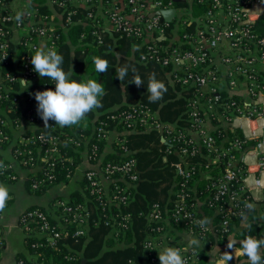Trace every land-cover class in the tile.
<instances>
[{"label":"built area","instance_id":"1","mask_svg":"<svg viewBox=\"0 0 264 264\" xmlns=\"http://www.w3.org/2000/svg\"><path fill=\"white\" fill-rule=\"evenodd\" d=\"M78 1L84 5L95 4L94 11L99 10V18L102 20L104 17V23L105 21L110 22L113 29L121 35L146 38V51L142 55V60H155L162 66L172 67L176 71L173 74L175 81L183 86L194 87L196 96L189 101V115L192 120L189 128L198 133L199 140L193 138L188 129L163 123L147 105L133 106L119 115V121H124L128 128L136 124L158 128L166 134V136L163 135L165 141L182 142L179 151L185 159L188 155H197L202 148L208 149L211 162L209 161L206 167L211 165L221 169L219 174L214 176L208 172L204 174L210 180L208 203L221 215L219 225L221 237L230 235L236 219L245 217L254 207H264V81L257 69V64L264 66V37H258L252 33V27L264 15V0ZM53 2L65 5V0H53ZM188 2L206 6L202 15L193 18L191 9L187 6ZM10 3L0 0V113L5 118L0 117V149L10 146L14 129L25 126V132L20 135L12 148L14 157L22 166L32 170L28 178L39 173H46L52 179L51 172L55 169L57 161L56 156L53 155L59 153V137L32 133L31 125L21 123H17L15 127L10 125L8 108L2 107L1 102L10 101L13 105H17L30 100L32 94L37 91L54 90L52 83L36 85L32 90H28L22 82L21 79H24L28 80V84L35 85V81L40 77L33 70L30 53L20 57L21 62L14 72L3 71L2 65L10 56L8 50L12 40L24 45L26 50L35 51L39 48V42L33 40V35L36 34L38 41L46 40L45 49L57 51V46L54 44L47 46V42L54 40L55 36L49 31L52 28L35 25L37 9L22 11L24 14L22 22L17 23L15 20L17 12L11 9ZM171 8H175L174 18L171 21H163L160 11ZM89 16H92V12ZM44 19L45 17L40 18V20ZM198 19L196 29L186 31V25L193 24ZM71 21L69 16L67 23ZM7 23L12 24L11 29L5 26ZM173 23L184 31L183 41L165 46L158 43V40L168 39L166 27ZM185 43L188 47L184 46ZM221 46L229 49V52L221 55L222 62L229 69L226 90L219 84L222 79L219 69H206L211 61L212 51L218 50ZM238 75L246 79L249 96L237 93L240 84L236 77ZM15 83L19 84L18 89L14 88ZM204 88H207L206 92L203 91ZM224 91H227V94H224ZM15 92L21 95V99L13 94ZM230 92H236L239 99L233 97ZM200 100H205L206 105L215 108L216 113H220L221 119L228 123V128L234 132L232 135L224 137L219 130V134L223 137L218 142L213 133L205 130ZM36 115L35 112L30 111L27 114L31 124L37 123ZM7 128H11V133L7 132ZM111 131L113 130L107 128L106 122H101L94 135L96 134L97 141L106 142ZM116 145L122 148L121 151L116 149L114 153L119 159H105L99 164V170L88 169L84 174L86 187H91L92 192L109 205L127 203L131 196L129 189L139 180L136 158L128 156L129 150L123 144L121 137L117 138ZM35 148L39 154L35 153ZM99 151V144H93L89 150L90 160L93 157L98 161ZM0 165H2L0 166V178L17 180L18 174L13 165L2 155ZM176 167L182 181L177 193L178 199L168 212L169 216L178 224H184L186 229L195 233L198 238L203 239L207 233L212 231V225L208 222L203 226L200 225L199 222L205 220L198 217L195 202L189 201L191 199L189 184L198 168L188 163L184 164V162L177 163ZM101 176L111 182L109 190L105 189ZM36 186L37 184H34L33 188ZM247 204H252L254 207L249 209L246 207ZM52 208L60 216L58 223L65 221L75 224L77 226L75 236L86 234L90 227L91 216L87 206L82 203H72L66 199H57L52 203ZM58 211L61 212L58 213ZM2 212L3 210L0 211V217ZM165 212L166 210L160 204L152 205L146 214L150 222H157L152 230L162 231L161 222L165 219ZM50 217H52L51 214ZM130 218V214H116L106 219V224L127 228L126 221ZM33 223H38L37 227L32 226ZM20 225L28 235L45 237L50 244H55L56 238L60 235L59 225L50 221L46 210L26 209L21 214ZM197 225L199 226L198 233L194 232ZM1 233L0 228V250L4 246ZM155 245L153 236L146 239V251L154 249ZM35 246L37 243L31 244L32 248ZM36 255L37 258L32 260L21 258L18 264H42L38 261L39 255ZM183 257L187 264H195L199 259L195 248L184 253ZM149 263L160 264L154 255H150Z\"/></svg>","mask_w":264,"mask_h":264},{"label":"trees","instance_id":"2","mask_svg":"<svg viewBox=\"0 0 264 264\" xmlns=\"http://www.w3.org/2000/svg\"><path fill=\"white\" fill-rule=\"evenodd\" d=\"M4 1L12 2V0ZM31 5L30 9H37L38 11L35 25L52 28L49 31L55 37L54 40L47 42V46L51 44L57 46V52L63 56L62 68L66 72L73 71L71 78L77 81L95 79L97 82L102 83L105 95L101 98V108L95 109L82 121L71 127H60L50 120V126L44 128V123L36 111L35 93L32 94L30 100L20 102L17 105H13L10 101L1 102V104L3 103L2 107L8 108V116L11 119L10 125L14 127L17 123L31 125L30 130L33 131L32 133H43L46 136L57 135L59 137V153L53 155L56 156L57 161L55 169L51 172L52 179L46 173L32 175L26 181L28 188L33 193L44 194L52 186L69 183L70 178L74 176L81 162V151L86 141H89L88 151L93 144H99L100 156L105 147V141H97L94 133L101 122H106V126L110 130L123 132L121 136L123 144L129 150L128 156L136 158L139 172V180L129 189L131 196L125 204H106L104 200L92 192L91 187H86L84 181L81 190H75L71 193L70 202L82 203L91 212L88 237L75 236L74 232L77 228L75 224L65 221L58 223L47 212L50 221L59 225L60 235L56 238L55 244H50L45 237L27 234V246L32 253L39 255L38 261L42 264H145L150 255H154L159 260L155 248L150 251L145 249V241L149 236L161 235V231L152 230L153 227H156L157 222H150L146 214L155 203L160 204L168 212L172 209L178 199L177 193L182 181L181 175L176 170V164L179 162L188 163V165H194L198 168L189 184L191 188L189 190L191 193L189 201L195 202L198 217L206 222L211 220L214 228V231H210L201 239L204 244L203 247L195 248L199 256L197 264H208V258L210 257L208 252L212 249L224 246L220 251H227L229 238L221 237L219 231L221 215L208 203L210 180L204 174L208 172L214 176L221 171L218 167L211 165L206 167L211 156L208 149L202 148L197 155H188L185 159L179 151L182 142L162 140L163 135L166 136V134L158 128L139 124L128 128L124 121H119V115L133 106L147 105L163 123L187 130L192 124L189 115V98L195 95L194 87L183 86L177 81L171 83L170 77H173L171 67L162 66L155 60H142V55L146 51V38L121 35L115 29H107L104 17L101 20L99 18L100 13L94 11L95 4H74L73 0H65V5H60L54 3L53 0H31ZM187 6L191 9L193 18L202 15L206 8V6L190 2L187 3ZM91 12L92 16H89ZM69 16L72 20L71 23H67ZM42 17H45V19L40 20ZM5 26L12 28V24L9 23ZM193 29H196L195 23L186 25V31H192ZM166 33L168 39L158 40V43L165 46L183 41L184 31L175 23L166 27ZM252 33L258 37H264V15L252 27ZM33 40L38 42L36 34L33 35ZM10 44L8 50L10 56L7 61L3 62L2 69L3 71L14 72L21 62L20 57L26 53L33 55L35 51L26 50L24 45L13 40ZM184 46L188 47L186 43ZM93 57H100L108 61L109 67L106 73H96ZM123 65L129 67V75L121 82L116 77L115 69ZM133 68L144 80L145 85L137 87L133 83H128V80H131V69ZM153 73L167 87L163 99L156 103H150L147 98L146 86L149 76ZM46 83H52L53 89H55V85L51 80L42 77H38L35 85H30L27 88L32 90L34 86H42ZM14 88L18 89L19 84L15 83ZM230 93L233 97L238 98L237 93ZM13 94L18 98L21 97L17 92ZM224 94H227V91H224ZM8 105L12 107L10 108ZM29 111L37 114V123L31 124L28 121L27 114ZM0 117L5 119L1 113ZM219 130L224 137L234 133L230 128L220 127L213 133L218 142L223 137L219 134ZM7 132L11 133V128H7ZM116 148L119 151L122 150L119 146ZM42 150H44V147H42ZM35 153L39 154L37 148H35ZM105 159H119V157L110 154ZM92 160L96 161L93 157ZM0 180L14 181L2 177ZM34 184H37L35 188H33ZM57 199L63 198H56L54 201ZM34 208L44 210L39 206L30 207L29 209ZM60 212L58 211V213ZM116 214H130V220L126 221L127 228H118L112 224H106V219ZM169 217L174 228L179 229L177 226L180 225L181 229H186L184 224H178L173 221L171 216ZM237 222L238 227L231 234L232 238L241 240L249 235L262 238L264 234V207H254L249 218L246 219L245 225H243L241 218ZM37 225L38 223L32 224L35 227ZM195 228L194 232L198 233L199 226L197 225ZM34 242L37 243V246L32 248L31 244ZM236 246L239 247V244L237 243ZM246 260L247 258L243 256L237 264H246Z\"/></svg>","mask_w":264,"mask_h":264},{"label":"crops","instance_id":"3","mask_svg":"<svg viewBox=\"0 0 264 264\" xmlns=\"http://www.w3.org/2000/svg\"><path fill=\"white\" fill-rule=\"evenodd\" d=\"M74 1H75L74 4L80 3L78 0H74ZM10 6L13 11L22 12V11H25V9H30L32 5H31V0H12V2L10 3ZM198 21L199 19L194 22L196 24V27H197ZM105 24H106L105 26L107 29L109 30L113 29V26L110 22L105 21ZM38 42H39L38 43L39 48L46 47L45 39H40ZM227 52H229V49H227V47H224V46L219 47L218 50L216 49L212 51L211 61L209 65L206 67L207 70L214 69V68L219 69L221 73V77H222V79L219 81V84L223 88H225V90H226V83H227L228 76H229L228 75L229 69L222 62L221 55L226 54ZM257 69L259 71V75L264 81V66L262 64H257ZM172 71H173V74L176 72L173 69ZM236 77L240 81L239 87L237 89V93L242 94V96H246L248 94L247 92L248 89H246V86H247L246 79L241 75H238ZM170 81L171 83H174L175 81L174 76L172 78L170 77ZM203 91L206 92L207 88H204ZM191 98L192 97L189 98V101ZM200 105H201L200 108L202 109V112L204 115L203 126L207 132L214 133L220 127L224 129H228L229 127L228 123L224 122V120L221 119L220 113H216L215 108L206 105L205 100H202V101L200 100ZM25 130H26L25 126L14 129L13 138H12L13 140L10 146L0 149L2 157H4L5 160H7L13 165L15 172L18 174V178L15 181L8 182V181L0 180V184H3L8 188L9 197H10L9 202L7 206L5 207V209L3 210L2 215L0 217V228L2 230L1 235L4 241V246L0 250V264H18V261L21 258H24L27 260H32V259L37 258V255L35 253H32L31 249L27 246L26 238L28 235H27V232L20 225L21 214L26 209H29L30 207L39 206L40 208H43L49 214H51L53 219L58 220L60 216L52 208V203L54 202V199L63 198L66 200H70V196L73 191L81 190L82 184L84 181L85 171L88 169L99 170L100 168L99 164L103 160H105L107 155L115 153V150L117 149L116 147H118L116 145L117 138L123 135V132L120 133L117 130H113L110 132L109 139L105 142V147L98 161L90 160L89 151H88L89 141H86L85 146L83 147L81 151V162L79 163L74 176L70 178L69 183L52 186L44 194H36L30 191L26 183L28 175L32 172V170L27 167L22 166V164L14 157L13 149H12L17 139L20 137L21 134L25 132ZM188 131L192 135L193 138H196L197 140H199L198 133L195 130H192L191 128L188 127ZM162 140L164 139L162 138ZM209 161L211 162V158H209ZM176 170H177V167H176ZM101 178H102L101 180L104 184L105 189L109 190L111 182L109 180L104 179L102 176ZM249 215L250 213L246 215L245 217H241V219L243 220V225L246 224L245 221L246 219L249 218ZM169 218H170L169 213L168 211H166L165 219L161 222L163 225L161 235L153 236L154 241L156 242L155 249L157 250V253L165 247L172 246V247H176L180 249L182 255H184V253L186 254V252L194 248V247H189L188 245V240L190 238L199 239L201 244L204 245L202 240L198 238V236L192 231H188L185 228L181 229L180 225L177 226L179 229L174 228ZM238 219H236L235 224L232 227V231L230 235L233 234V232L237 229ZM208 224L212 225L211 228H212V231H214L211 220L208 221ZM84 236L88 237V231L86 232ZM223 238H226V239L232 238V235L231 236L226 235ZM235 247H238V246H235ZM223 248L224 246L218 247L219 250H222ZM227 251H232V250L227 249ZM210 252L211 251H209L208 253ZM241 257L243 256L238 255L236 258L233 252V260L229 261L228 264L239 263V261L241 260ZM211 259L212 257L210 256L208 258L209 260L208 264L210 263ZM197 262H195V264H197ZM145 264H150L149 260H146Z\"/></svg>","mask_w":264,"mask_h":264},{"label":"clouds","instance_id":"4","mask_svg":"<svg viewBox=\"0 0 264 264\" xmlns=\"http://www.w3.org/2000/svg\"><path fill=\"white\" fill-rule=\"evenodd\" d=\"M22 12H17L15 20L17 23L22 22ZM96 73H106L109 63L106 59L100 57L92 58ZM31 64L33 70L42 78H47L53 82L55 89H47L37 91L34 98L37 102V114L44 123V128L49 127V121H54L55 125L60 127H71L82 121L89 113L95 109L101 108V98L105 95L102 83L95 79L87 81H77L72 79V72H66L62 68L63 56L56 50L37 48L31 55ZM116 77L123 82L125 77L129 75V67L127 65L120 66L115 69ZM131 80L137 87L144 84V80L133 68L131 69ZM25 86L29 87L28 80L21 79ZM148 101L156 103L163 99L167 92L165 84L156 78L153 73L148 78L147 83ZM2 166V165H0ZM8 188L0 184V211L4 210L9 200ZM247 208L252 209V204H247ZM203 226L206 221L199 222ZM239 244V247H235ZM189 247L202 248L199 239L190 238L188 240ZM227 249L232 251L221 252L218 248L212 249L209 255L212 257L210 264H228L233 260V252L235 257L245 256L246 264H264V238H257L251 235L244 239L236 240L229 238ZM160 264H187L180 249L172 246L163 248L158 252Z\"/></svg>","mask_w":264,"mask_h":264},{"label":"water","instance_id":"5","mask_svg":"<svg viewBox=\"0 0 264 264\" xmlns=\"http://www.w3.org/2000/svg\"><path fill=\"white\" fill-rule=\"evenodd\" d=\"M178 2H184L185 0H177ZM163 21H171L175 16V8L163 9L160 11ZM165 140V139H164Z\"/></svg>","mask_w":264,"mask_h":264}]
</instances>
